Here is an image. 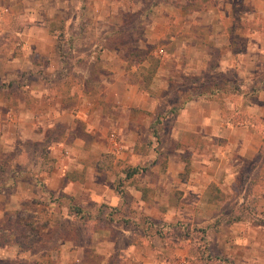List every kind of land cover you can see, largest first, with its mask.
<instances>
[{
	"label": "crops",
	"instance_id": "obj_1",
	"mask_svg": "<svg viewBox=\"0 0 264 264\" xmlns=\"http://www.w3.org/2000/svg\"><path fill=\"white\" fill-rule=\"evenodd\" d=\"M9 1L16 8L26 1L28 13L35 11L39 3H45ZM194 1L120 0L121 14L139 13L137 31L125 15L121 17L122 26L137 33L132 41L113 46L110 41L115 35L107 32L101 37L106 46L101 54L104 70L99 76L78 65L71 72L75 77L70 76L45 18L25 21L23 29L15 31L14 47L7 43V30L1 28L7 21L0 19V228L4 218L8 221L20 212H85L90 206L94 212H101L97 206L102 204L104 212H125L127 208L138 215L167 212L163 217H177L174 223L184 222L180 212H207L198 222L191 216L195 224L185 220L188 234L174 227L166 241L155 233L150 248L145 253L139 249L131 260L139 264H264V223H259L257 216L231 218L234 216L224 210L230 186L251 184L264 188L263 163L257 161L251 167L252 175L259 177L250 176L245 181L241 176L244 162L261 158L264 103L260 114L263 120L256 119L258 124L238 120L239 111L224 117L222 101L211 100L204 92L184 99V107L179 103L182 107L175 112L173 135L184 132L181 137L185 142L174 143L171 152L193 155L198 147L207 146L216 151L218 159L193 155L192 159L152 162L150 158L162 151L156 149L155 142L151 143L153 140L141 139L148 129L154 139L151 127L165 113L162 107L169 109L181 101L179 94L176 101H170L167 92L164 94L171 88V78L177 80L183 74L187 77L208 69L210 58L204 50L205 64L196 68L191 64L197 44L190 33L195 28L221 26L212 33L222 40L218 46L224 50L234 36L239 38V26L245 35H264V29L253 27L255 21L264 24V16L255 17L253 6H243L241 15H232L239 6L235 0ZM257 1L264 0H254ZM213 9L217 11L214 17L208 15ZM179 32L185 35L183 47L176 44ZM174 44V49L169 46ZM230 52L235 58L237 52ZM154 56L159 65L149 82L144 72L152 65L150 58ZM99 83H104L103 91L95 96L92 90ZM261 101L264 102V95L259 97ZM114 131L119 134V141L112 136ZM211 137L216 139L207 145L205 139ZM146 162L150 163L143 168ZM119 183L133 186L140 196L131 190L130 201L128 194L123 196L117 189ZM213 186L218 194L212 192ZM169 190L174 199H170L169 209L164 211L163 193ZM194 192L201 198L196 199ZM202 195L209 204L202 201ZM249 195L247 192L243 196L241 205ZM16 247L12 241L0 244V254L4 256ZM160 249L169 250L170 256L159 258ZM120 257L125 260L120 261L129 263L128 257Z\"/></svg>",
	"mask_w": 264,
	"mask_h": 264
},
{
	"label": "rangeland",
	"instance_id": "obj_2",
	"mask_svg": "<svg viewBox=\"0 0 264 264\" xmlns=\"http://www.w3.org/2000/svg\"><path fill=\"white\" fill-rule=\"evenodd\" d=\"M206 1L208 0H195L194 2L206 3ZM25 2L21 1L16 8L15 3H11L9 0L6 2L0 1V8L3 7L0 9L1 22L5 19L7 21V24L4 25L3 23L1 28L7 30L5 34H9L10 36L7 43L12 47L16 45L15 31L23 29L25 21L45 18L48 20L49 28L54 35L53 38L57 47L62 52V59L65 61V69L68 73H71L75 65H78L82 70L92 69L99 76L104 70L102 68L101 54L106 46V41H103L101 37L107 32L115 35L110 41V45L113 46L116 43L132 41L137 33L134 31L128 32V28L121 24V17L125 15L132 23V28H135L137 31L139 13L121 14L120 0H45V3H39L37 7L33 5L36 9L32 13H28L26 10L29 8V5ZM215 2L217 0L213 3ZM108 3H112L113 8ZM141 3L143 4V2ZM237 3L239 6L236 7V12L232 11V15L234 13L241 15V11H244L243 6L245 8H252L253 6V9H256L255 17L264 16V1H257L255 3L254 0H235V4ZM209 5L212 7V3ZM7 7L8 11H5ZM215 12H217L216 9H213L208 15L214 17L216 16ZM108 19L110 20L109 23L106 21ZM258 23L255 21L253 27L264 29V24L259 25L260 23ZM220 28L221 26L210 25L204 27V30L195 28L193 33H190V36L194 37V41L197 44L196 48H194L195 51L191 64L194 68L201 67L203 63L205 64V57H202L204 50L210 58L206 64L208 69H204V72L190 73L187 77L183 74L181 78L174 79L175 81L171 78V88L166 89L164 94L167 92L166 95L170 101L178 100V94L182 98L181 101L175 106L169 107V109H166L165 106L162 107V111H165V113H161L158 124L151 127L153 133L156 134L154 139H151L152 135L149 129L141 137L144 142L153 140L151 143L154 144L153 142H155L154 145H157L156 149H161L162 151L160 155L151 157V161L154 159L156 161L180 160L184 157L192 159L193 155L195 157L203 156L206 159L219 158L216 155V151H210L207 149V146L198 147L196 150L193 149L195 153L193 155L190 152H183L181 154L171 152L172 148H174V143L178 141L185 142V138L181 137V135L184 136V132H179V136H176L177 134L173 135L176 126L175 112L181 109L182 105L179 104L180 102L183 103L184 99L188 100L190 98L191 91H194L196 95L204 92L207 94V98L222 101L224 117H230L234 112L239 111L238 120H251L256 124H258V120L256 121V119L263 120L260 114L261 105L264 102L261 101L259 103V97L264 95V35L259 32L255 36L252 35V37L245 35L242 33L241 26H239L237 28L238 33H236L239 38L234 36V40L224 50L222 46H218L222 44V40L216 39L214 33H212L213 30ZM226 29L230 31L228 24L226 25ZM184 31L185 29L182 30V32ZM182 32H179L176 44L183 47L185 35ZM201 33L205 34L202 35ZM169 46H172L173 49L175 48V44ZM169 46L165 47L167 51L170 50ZM231 49L237 52L235 58L232 56V52H230ZM90 56H93V58ZM183 59L181 58V60ZM39 61L44 62L42 59ZM151 73L147 69L144 72L146 79L150 80L149 82L153 78ZM70 76L74 78L75 74L71 73ZM53 80L59 81L58 78H54ZM103 87L104 83L96 84L92 92H95L94 95L98 96L102 93ZM79 94L80 90L77 91V95ZM113 134L115 135L114 138L119 141V134L116 131ZM215 139L212 137L206 138L205 142L207 145H211ZM143 151H146L145 146H143ZM257 161L259 163L264 162L260 157H257L255 161L243 163L242 179L248 181L250 176L252 178L255 175H252L253 170L251 167ZM149 163H143L142 167L147 168ZM249 171L251 172L249 173ZM197 184L201 185V183ZM117 189L123 196H127L128 194L127 197L130 201L133 200L131 195L133 194L131 190L135 191L133 186L128 188V185L119 183L117 184ZM211 189L212 192L218 194V190L214 186ZM135 192L136 194L138 193L137 191ZM148 192L149 189L146 190V194ZM247 192H250V198H248L250 206L248 205V207L242 209L240 203ZM193 196L196 199L201 198L195 192ZM227 197L228 199L224 202V210L229 211L234 216L231 218H243L244 220L253 219L257 216L258 220H263L262 223H264V188H256L251 184L243 186L233 185L230 186V193ZM171 198L173 196L170 190L165 194L163 193V199H166L163 201L166 204L163 205L164 211H168ZM202 199V201L209 204L204 195H202ZM192 202L195 201L193 200ZM99 208H101V212H94V208L90 206L88 210L92 212L88 210L85 212H20L15 217L9 218L8 221H5L4 218V225L14 228V233L17 235L14 237V241L21 242V245L26 246V248L31 247V249L29 251H22L20 245L16 243V249L7 250L8 252L4 256L0 254V257H3L0 258V264H47L49 260L60 264H125L123 263L125 260L121 259L120 256H124V258L128 257L130 259L128 264H139L140 262L138 263L137 260H131L133 258L132 254L136 253L137 256V251H140L139 249L145 253L146 248L149 249L153 244L152 237L155 234V230L159 228L166 232L168 230L166 224H175L174 222L177 220L175 216L172 217V220L169 218L165 219L163 213L167 212L162 211L146 212L147 215H144L142 212L141 215H138L137 212H131L128 208L125 212H104L102 210L104 208L103 204L97 206V210ZM216 208L218 209V207ZM180 214L184 217V222H189V224H195L196 221L200 220V216L208 215L207 212H180ZM191 216H195L197 220L191 221ZM19 218L22 219L23 225L29 223L30 227L36 226L38 230L44 229L42 240L40 238L37 240V237L32 234L29 236L28 231L26 236L25 234L23 235L21 233L23 228L17 225ZM148 222H154L158 227H149ZM173 229L175 230V228H172V231ZM172 231L170 230V232ZM0 240L6 243L9 241V238L8 236L6 238L1 237ZM156 242L158 243L159 241ZM158 255L159 258L169 257V250L160 249Z\"/></svg>",
	"mask_w": 264,
	"mask_h": 264
},
{
	"label": "trees",
	"instance_id": "obj_3",
	"mask_svg": "<svg viewBox=\"0 0 264 264\" xmlns=\"http://www.w3.org/2000/svg\"><path fill=\"white\" fill-rule=\"evenodd\" d=\"M196 3V2H195ZM57 50L59 51V52H61L59 49H58V47H57ZM61 55H62V52H61ZM150 60H151V62H152V65L150 66V67H148V68H146L147 70H150V72H152L151 73V76L156 72V70H157V67H158V65H159V59L157 58V57H151L150 58ZM191 93V95L189 96L190 98H192V97H195L196 96V94H194V91L192 92H190ZM199 94V93H198ZM201 94V93H200ZM199 94V95H200ZM198 96V95H197ZM189 98V99H190ZM188 99V100H189ZM185 104V102L183 103V105ZM161 116V115H160ZM160 116H159V118L157 119V121H156V124H158V122H159V119H160ZM156 135V134H155ZM260 155H261V159L264 161V146H263V148H262V150H261V153H260ZM263 164H264V162H262ZM130 174H132V172H130V173H128V175H130ZM263 174H264V170H263ZM263 174L261 173V175L263 176ZM260 175H257L256 177H259ZM255 177V176H254ZM255 177V178H256ZM248 205L250 206V204H248V198H247V200L246 201H244L243 203H242V205H241V207H242V209H244V208H246V207H248ZM22 219H20L19 218V221L17 222V225L18 226H21L22 228H23V230L21 231V233H23V235L25 234V236H26V234H27V231L29 232V236L32 234L33 236L35 235L36 237H37V240L40 238V240H42V237H43V234H44V229H42V230H38V228L36 227V226H33V227H30V224L29 223H25L24 225L22 224ZM259 221V223H262L263 222V220H258ZM148 225H149V227H152V228H155V227H158V225L156 224V223H154V222H148ZM188 225H187V223H185V222H182V221H179L178 223H175V224H166V228L168 229L166 232H164V231H162L161 229H159V228H157L156 230H155V233L156 234H158V235H160L161 237H163L166 241L168 240V236H169V234L171 233L170 232V230L172 231V228H174V227H177V229H181V230H183L182 232H184V233H186V234H188V227H187ZM145 229H147V228H145ZM38 230V231H37ZM36 231V232H35ZM8 233V234H7ZM6 236H8V238H9V241L11 242H14L15 244L17 243V244H19L20 245V249L23 251H29L30 249H31V247H29V248H26V246H23V245H21L20 243L21 242H18V241H14V237H16L17 235L14 233V228H12V227H7L6 225H3L1 228H0V238L1 237H4V238H6ZM32 239H33V237H32ZM4 242H2V240H0V244H3ZM34 264H38V263H34ZM47 264H60V263H57V262H55V261H52V260H49V262L47 263ZM63 264V263H62Z\"/></svg>",
	"mask_w": 264,
	"mask_h": 264
},
{
	"label": "built area",
	"instance_id": "obj_4",
	"mask_svg": "<svg viewBox=\"0 0 264 264\" xmlns=\"http://www.w3.org/2000/svg\"><path fill=\"white\" fill-rule=\"evenodd\" d=\"M113 137H115V135L113 134Z\"/></svg>",
	"mask_w": 264,
	"mask_h": 264
}]
</instances>
